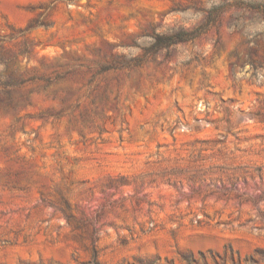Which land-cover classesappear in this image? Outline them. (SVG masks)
Wrapping results in <instances>:
<instances>
[{"label": "rangeland", "instance_id": "1", "mask_svg": "<svg viewBox=\"0 0 264 264\" xmlns=\"http://www.w3.org/2000/svg\"><path fill=\"white\" fill-rule=\"evenodd\" d=\"M0 264H264V0H0Z\"/></svg>", "mask_w": 264, "mask_h": 264}, {"label": "trees", "instance_id": "2", "mask_svg": "<svg viewBox=\"0 0 264 264\" xmlns=\"http://www.w3.org/2000/svg\"><path fill=\"white\" fill-rule=\"evenodd\" d=\"M170 39H171V40H170V42H169V45H171V44H176V43H178V42L184 41V39H182V38L172 39V37H171ZM3 85L6 86V87L10 86V85H11V80H10V78H8V80H7L6 82H4Z\"/></svg>", "mask_w": 264, "mask_h": 264}]
</instances>
